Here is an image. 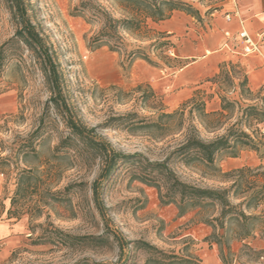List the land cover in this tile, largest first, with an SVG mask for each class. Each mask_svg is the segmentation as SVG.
Instances as JSON below:
<instances>
[{
  "label": "rangeland",
  "instance_id": "1",
  "mask_svg": "<svg viewBox=\"0 0 264 264\" xmlns=\"http://www.w3.org/2000/svg\"><path fill=\"white\" fill-rule=\"evenodd\" d=\"M27 1L32 20L64 73L68 100L79 117L89 126H97L118 150L140 152L151 160L165 159L182 136L154 139L145 129L131 131L114 118L134 111L139 117L172 112L189 98L202 97L213 125L210 128L201 118L195 120L203 138L222 135L240 121L239 127L254 135L259 148L242 147L237 156L222 151L215 162L217 169L187 165L181 158L172 160V167L180 178L201 187L225 188L238 180L230 190L235 204L262 189L264 57L237 54L238 59L221 61L216 73L193 85L190 96L183 93L185 86L177 77L200 54L220 47L214 34L217 16L212 14L216 10L213 0H185L197 7L200 15L181 10L187 15V24L179 25L173 33L151 23L171 42L166 56L155 57L157 64L141 58L130 63L125 51L106 46L93 49L90 40L101 23L77 14L81 0ZM99 2L110 5L107 0ZM17 27L7 1L0 0V204L12 220L25 226L0 240V264H119L124 257L118 243L101 244L97 239L110 231L131 243L125 264H225L221 245L226 253L229 246L231 249L226 264H264V222L255 221V237L236 238L234 221L227 219L224 226L205 221L219 215L218 205L181 214L176 204L161 202L157 187L134 179L131 165L116 168L108 179H101L104 217L92 189L102 161L87 162L83 152L57 148L70 131L64 116L48 101L51 93L40 59L14 36ZM124 35L129 42L150 50L149 39ZM224 64L230 79L221 72ZM245 76L248 81L242 84ZM149 87L157 94V108L150 107L152 101L142 100ZM222 96L232 102L225 110ZM251 105L256 110H250ZM256 117L263 121L257 123ZM239 168L246 170L235 171ZM243 207L246 205L239 208ZM261 210L246 209L248 213ZM137 241L156 249L137 248Z\"/></svg>",
  "mask_w": 264,
  "mask_h": 264
},
{
  "label": "trees",
  "instance_id": "2",
  "mask_svg": "<svg viewBox=\"0 0 264 264\" xmlns=\"http://www.w3.org/2000/svg\"><path fill=\"white\" fill-rule=\"evenodd\" d=\"M15 20L18 21V27L15 37L21 39L29 49H31L41 61V69L48 80L50 97L48 101L52 104L56 112L62 114L65 118L69 133L64 137L57 148L66 147L73 151L86 154L87 162L101 159L102 168L99 178L92 183L93 198L96 207L105 217L104 205L101 200V179H108L116 168L123 166H132L134 179L146 182L158 188L160 200L162 203L176 204L181 214L197 207H206L209 204H216L220 208L218 216L207 217L206 222H219L224 226L225 221H234L237 225L235 231L236 238L255 237V221L264 222V185L250 197L245 198L240 203L235 204L231 200L230 190L237 184L235 180L230 187L212 188L201 187L187 182L180 178L178 173L171 165V161L181 158L187 165L202 164L207 167L216 168L215 162L217 156L222 151H228L232 156H237L242 147L249 146L258 150V143L252 133L239 127V122L233 123L227 132L215 138L205 139L202 137L195 120L201 118L207 127H212L210 121L211 113L207 112L206 102L202 97L193 96L185 101L182 106L172 112L158 111L149 117H139L134 111L124 115H119L114 119L121 120V125L128 127L131 131L145 129L150 137L164 138L166 136H182L180 143L169 153L165 159L151 160L140 152L124 153L118 150L112 142L102 133L98 132L97 126H89L78 115L75 107L68 100L65 91V76L60 69V64L54 53L50 51L45 37L31 18L28 9L27 0H6ZM110 5L103 4L99 0H81L76 6L78 15L87 16L90 22L99 21L101 23L98 31L91 37L90 45L93 49L100 47H109L113 51H125L127 60L133 63L136 59H145L151 64H157L155 59L165 55L171 42L161 31H156L151 23H158L172 16L175 10H183L192 15L199 16L200 10L193 4L185 0H107ZM120 9V11L118 10ZM119 13V15H117ZM154 32V36H152ZM124 33L130 34L137 40L149 39L148 46H141L129 42ZM132 46V48H128ZM227 78L229 72L224 69ZM245 76L242 84L247 83ZM141 85H139L140 87ZM121 91V90H120ZM157 94L152 87L146 91L142 100L144 102L152 101L150 107L157 108ZM223 110L231 105L225 96H222ZM250 110H256L255 105L249 106ZM220 115L225 116L223 112ZM112 118L105 125L110 124ZM257 123L263 121L256 117ZM249 169V168H247ZM32 169H25L31 172ZM246 168H239L235 171L243 172ZM246 191V190H243ZM245 204L246 207L239 208ZM260 213H248L246 209L260 210ZM110 230V229H109ZM112 230V229H111ZM112 235V239L111 236ZM73 239L81 237L68 235ZM221 237L223 235H220ZM101 244L117 242L123 261L119 264H125L126 259L131 255V243L117 232L110 231L97 237ZM221 239H219L218 242ZM137 248L144 247L148 250L156 249L155 246L147 242H142ZM230 246L226 253L221 245V258L224 263L229 262ZM175 257V256H173Z\"/></svg>",
  "mask_w": 264,
  "mask_h": 264
},
{
  "label": "crops",
  "instance_id": "3",
  "mask_svg": "<svg viewBox=\"0 0 264 264\" xmlns=\"http://www.w3.org/2000/svg\"><path fill=\"white\" fill-rule=\"evenodd\" d=\"M217 16V29H214L215 39L220 47L207 50L209 54H200L181 69L178 74L179 83L185 86L183 93L190 96L195 84L201 82L207 76L219 70V63L223 60H235L238 53L235 50L242 49V41L236 36L244 27L255 38L264 32V0H213ZM231 14L227 20L226 14ZM187 15L181 10H175L169 19L162 20L158 24L161 28L173 33L179 25L187 24ZM229 31L231 36H227ZM236 47V49L234 48ZM233 48V49H232ZM235 49V50H234ZM220 52V53H219ZM244 55V54H242ZM192 85V88H189ZM3 190V180L0 176V196ZM22 222H16L8 216L0 204V240L10 237L24 230Z\"/></svg>",
  "mask_w": 264,
  "mask_h": 264
},
{
  "label": "built area",
  "instance_id": "4",
  "mask_svg": "<svg viewBox=\"0 0 264 264\" xmlns=\"http://www.w3.org/2000/svg\"><path fill=\"white\" fill-rule=\"evenodd\" d=\"M227 20L231 19V14H226ZM227 36H231L229 31L226 32ZM236 38L242 41V49L238 50L234 47L235 51L244 55L256 54L264 57V32L257 38L253 37L246 28H242ZM233 49V48H232Z\"/></svg>",
  "mask_w": 264,
  "mask_h": 264
}]
</instances>
